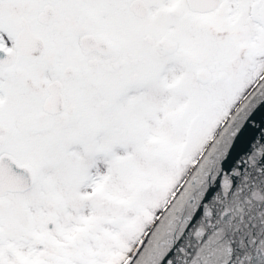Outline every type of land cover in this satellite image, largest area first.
<instances>
[{
	"label": "snow or ice",
	"instance_id": "6c2138e0",
	"mask_svg": "<svg viewBox=\"0 0 264 264\" xmlns=\"http://www.w3.org/2000/svg\"><path fill=\"white\" fill-rule=\"evenodd\" d=\"M0 264H264V0H0Z\"/></svg>",
	"mask_w": 264,
	"mask_h": 264
}]
</instances>
